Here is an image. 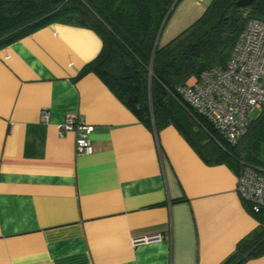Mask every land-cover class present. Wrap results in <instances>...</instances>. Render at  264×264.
<instances>
[{"label":"crops","instance_id":"obj_1","mask_svg":"<svg viewBox=\"0 0 264 264\" xmlns=\"http://www.w3.org/2000/svg\"><path fill=\"white\" fill-rule=\"evenodd\" d=\"M211 2L180 0L158 46ZM101 48L93 29L54 22L0 49V264H224L259 226L239 169L141 123L83 72ZM70 115L94 126L88 155L59 132Z\"/></svg>","mask_w":264,"mask_h":264},{"label":"trees","instance_id":"obj_2","mask_svg":"<svg viewBox=\"0 0 264 264\" xmlns=\"http://www.w3.org/2000/svg\"><path fill=\"white\" fill-rule=\"evenodd\" d=\"M237 1L212 0L198 20L155 48L180 0H0V49L54 22L91 28L102 48L83 72L95 73L141 123L157 131L174 126L208 165L229 163L240 171L246 164L264 175V108L231 145L177 91L190 78L225 67L247 21L264 19V0L246 8ZM247 207L259 226L224 264L264 255V209Z\"/></svg>","mask_w":264,"mask_h":264},{"label":"built area","instance_id":"obj_3","mask_svg":"<svg viewBox=\"0 0 264 264\" xmlns=\"http://www.w3.org/2000/svg\"><path fill=\"white\" fill-rule=\"evenodd\" d=\"M177 91L198 114L205 117L229 144L238 145L249 125V113L264 108V19L252 18L243 27L226 66L202 72ZM43 120L48 113L42 111ZM94 126L77 116H67L59 132L75 134L77 155L92 152ZM236 190L254 212L264 209V175L244 164ZM159 236L135 239L133 244L159 240Z\"/></svg>","mask_w":264,"mask_h":264},{"label":"water","instance_id":"obj_4","mask_svg":"<svg viewBox=\"0 0 264 264\" xmlns=\"http://www.w3.org/2000/svg\"><path fill=\"white\" fill-rule=\"evenodd\" d=\"M254 1H256V0H238V1H237V6H238L239 8H246V7L250 6ZM170 12H171V11H170ZM170 12L168 13V15H167V17H166V19H165V21H164V23H163V26L165 25V23H166V21H167L169 15H170ZM159 34H160V33H159ZM158 37H159V36H158ZM157 46H158V39H157V41H156L155 48H156Z\"/></svg>","mask_w":264,"mask_h":264},{"label":"rangeland","instance_id":"obj_5","mask_svg":"<svg viewBox=\"0 0 264 264\" xmlns=\"http://www.w3.org/2000/svg\"><path fill=\"white\" fill-rule=\"evenodd\" d=\"M260 112H261V110H259V109H253L249 113V120H255L259 116Z\"/></svg>","mask_w":264,"mask_h":264}]
</instances>
